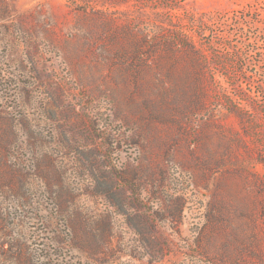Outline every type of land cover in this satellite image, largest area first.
Returning a JSON list of instances; mask_svg holds the SVG:
<instances>
[{
  "label": "rangeland",
  "instance_id": "rangeland-1",
  "mask_svg": "<svg viewBox=\"0 0 264 264\" xmlns=\"http://www.w3.org/2000/svg\"><path fill=\"white\" fill-rule=\"evenodd\" d=\"M263 96L264 0H0V264H264Z\"/></svg>",
  "mask_w": 264,
  "mask_h": 264
},
{
  "label": "trees",
  "instance_id": "trees-1",
  "mask_svg": "<svg viewBox=\"0 0 264 264\" xmlns=\"http://www.w3.org/2000/svg\"><path fill=\"white\" fill-rule=\"evenodd\" d=\"M180 30L182 33L179 36H181L182 39H181V41H176L175 44L179 45L181 47V49H186V50L194 53L199 60V65H201L202 67L206 66V68L209 69L210 68L209 63H205V60H204V57L206 55V51H205V53H203V51L198 46L199 44L197 43L196 39L194 38V36H196L195 31H193V29H191V28L188 29V27H182ZM192 35H193V37H192ZM213 64H214L213 67L215 65H217V63H213ZM236 71L238 72L237 69H236ZM247 81L249 82V80H247ZM232 86L234 88L237 87L236 84H232Z\"/></svg>",
  "mask_w": 264,
  "mask_h": 264
}]
</instances>
